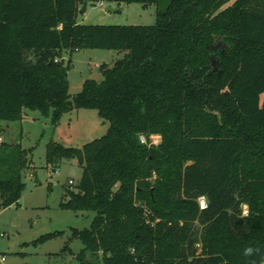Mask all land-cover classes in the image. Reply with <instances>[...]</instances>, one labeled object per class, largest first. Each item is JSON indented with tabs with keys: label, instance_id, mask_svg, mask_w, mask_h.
<instances>
[{
	"label": "trees",
	"instance_id": "trees-1",
	"mask_svg": "<svg viewBox=\"0 0 264 264\" xmlns=\"http://www.w3.org/2000/svg\"><path fill=\"white\" fill-rule=\"evenodd\" d=\"M87 1L0 0V122L109 123L81 148L46 146L53 171L82 168L60 208L94 213L72 230L77 264H264V0H113L154 5L152 26L79 25ZM83 49L125 54L70 98L63 54ZM32 153L0 143V207L18 204Z\"/></svg>",
	"mask_w": 264,
	"mask_h": 264
},
{
	"label": "rangeland",
	"instance_id": "rangeland-1",
	"mask_svg": "<svg viewBox=\"0 0 264 264\" xmlns=\"http://www.w3.org/2000/svg\"><path fill=\"white\" fill-rule=\"evenodd\" d=\"M76 22L79 25L152 26L156 22V8L137 3L118 5L113 0H89L85 6L84 3L79 5ZM218 46L224 47V44L221 42ZM124 54L111 49L65 52L63 59L65 63L70 62L67 72L70 98L81 91L86 80L101 82L104 76L100 66L112 67ZM108 127L109 123L99 118L97 111L88 109L65 113L56 125L38 111H27L21 121L0 122L2 142L20 144L24 149L33 147L32 164L23 173L25 187L18 204L0 207V264L78 263L76 256L83 245L73 237L72 230L89 228L94 213L64 210L60 203L67 200L64 196L66 187L77 192L82 168L74 159H63L53 171L46 166V146L53 141L65 147L81 148L101 138ZM151 140L158 143L160 139L152 136ZM198 202L200 205V200ZM50 233L56 235L42 242L36 241Z\"/></svg>",
	"mask_w": 264,
	"mask_h": 264
},
{
	"label": "clouds",
	"instance_id": "clouds-1",
	"mask_svg": "<svg viewBox=\"0 0 264 264\" xmlns=\"http://www.w3.org/2000/svg\"><path fill=\"white\" fill-rule=\"evenodd\" d=\"M206 207V204L203 203V201H201V208H205ZM252 252V249L249 248V249H246V254H250Z\"/></svg>",
	"mask_w": 264,
	"mask_h": 264
},
{
	"label": "built area",
	"instance_id": "built-area-1",
	"mask_svg": "<svg viewBox=\"0 0 264 264\" xmlns=\"http://www.w3.org/2000/svg\"><path fill=\"white\" fill-rule=\"evenodd\" d=\"M69 183L72 184V181H69ZM199 200H200V208H201V201H203V198H200ZM0 236L2 235L0 234ZM2 261H3V258H2Z\"/></svg>",
	"mask_w": 264,
	"mask_h": 264
},
{
	"label": "water",
	"instance_id": "water-1",
	"mask_svg": "<svg viewBox=\"0 0 264 264\" xmlns=\"http://www.w3.org/2000/svg\"><path fill=\"white\" fill-rule=\"evenodd\" d=\"M85 3H86V2H84V6H85ZM106 10H107V11H112V10H111V9H109V8H107Z\"/></svg>",
	"mask_w": 264,
	"mask_h": 264
},
{
	"label": "crops",
	"instance_id": "crops-1",
	"mask_svg": "<svg viewBox=\"0 0 264 264\" xmlns=\"http://www.w3.org/2000/svg\"><path fill=\"white\" fill-rule=\"evenodd\" d=\"M0 142H2L1 139H0Z\"/></svg>",
	"mask_w": 264,
	"mask_h": 264
}]
</instances>
